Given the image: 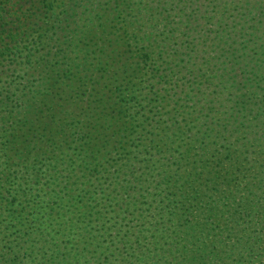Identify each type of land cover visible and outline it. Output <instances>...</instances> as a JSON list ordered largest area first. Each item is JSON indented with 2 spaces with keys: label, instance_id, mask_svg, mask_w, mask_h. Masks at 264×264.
Returning <instances> with one entry per match:
<instances>
[{
  "label": "trees",
  "instance_id": "obj_1",
  "mask_svg": "<svg viewBox=\"0 0 264 264\" xmlns=\"http://www.w3.org/2000/svg\"><path fill=\"white\" fill-rule=\"evenodd\" d=\"M0 264H264V0H0Z\"/></svg>",
  "mask_w": 264,
  "mask_h": 264
}]
</instances>
